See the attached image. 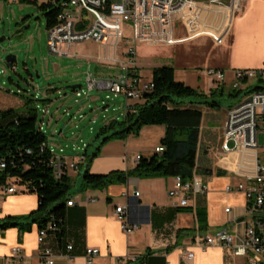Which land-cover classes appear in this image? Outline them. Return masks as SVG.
Here are the masks:
<instances>
[{"label":"crops","instance_id":"obj_1","mask_svg":"<svg viewBox=\"0 0 264 264\" xmlns=\"http://www.w3.org/2000/svg\"><path fill=\"white\" fill-rule=\"evenodd\" d=\"M175 35L178 43L174 46L139 48L162 49L163 56L166 51L175 52L177 48L195 45L194 50L188 49L190 53L187 55H198V62L184 63L177 58L173 68L176 80L185 83L184 79L178 77L184 68L205 67L206 82L196 83L197 90L208 92L217 87L207 75L208 70L225 72L228 84H233L237 70H264V0L245 1L244 11L233 18L220 41L208 35L188 40L181 24L177 25ZM229 35L230 38L225 44ZM185 57L186 54L180 59ZM102 58L111 59L110 52L101 53L95 59L98 61ZM137 68L143 82L152 81L143 80L138 60ZM99 99V94L91 95L83 100V106H77L73 110L72 122L80 120L81 125L76 129L82 131L69 140L64 129H60L58 124L53 127V120L49 121L48 125L53 128L49 145L54 148L62 143L66 145L64 148L61 146L60 150H64L61 155L65 157L67 164L85 165V153L92 155L100 145L90 150V145L84 141L86 132L89 130L94 133V126L101 119L95 109H91V114H86L85 106L88 103H96ZM124 99L123 109L115 110V114L110 118L104 115L106 126L113 121H123L130 108L142 104L126 97ZM56 112L60 114L59 110ZM227 114L223 115L221 144L216 157V170L220 171L221 175L201 178L207 183L209 193L205 197L192 196L189 206L185 209L174 207L173 203L178 202V199H170L168 196V192L175 187L176 178L147 179L132 176L125 184L111 185L102 191H82L81 169L77 172L69 168L68 176L71 178V185L75 187L70 193L69 201H73L74 206L67 208L63 237L47 234L44 241V247L53 252L56 264H87L85 256L88 249H97L100 252L93 264H138L139 260L145 257H149V264H249L246 258L237 257L229 250L219 247L204 250L198 245V241L206 235L213 236L221 230L242 236L246 225L253 222L248 213L245 195L226 191L229 186H237L247 181L249 169L254 162V155L240 157L222 152V128ZM81 116L83 118H80ZM84 123L85 127L82 128ZM165 134L164 126H148L142 129L137 138L129 137L125 141L108 142L92 160L90 173L107 175L133 171L138 165V157L149 158L155 154L156 149L161 147ZM79 143L88 146L85 152L78 149L81 148ZM19 191L12 195L0 194V220L27 216L37 209L38 197L23 193L20 188ZM136 192L140 193L139 198L134 197ZM117 207L127 209L129 222L136 225L137 230L129 234L122 230L116 215ZM228 209L230 213L226 212ZM200 210L205 212V220L198 217L197 212ZM202 224H206L205 231L199 230ZM38 238L37 227L31 232H21L18 229L1 230L0 264H42ZM67 246H73L74 250L68 252ZM15 248L21 249L20 255L14 254ZM187 249L194 254L192 261L183 258Z\"/></svg>","mask_w":264,"mask_h":264},{"label":"built area","instance_id":"obj_2","mask_svg":"<svg viewBox=\"0 0 264 264\" xmlns=\"http://www.w3.org/2000/svg\"><path fill=\"white\" fill-rule=\"evenodd\" d=\"M21 0H9L17 3ZM45 4L59 5L61 13L59 23L49 32V50L54 55L73 57L72 49L80 43H94L105 52H110L111 59L102 58L101 62L121 64L123 74L117 78L100 79L93 74L86 78V88L81 87L74 91L77 98H89L92 91H107V100L126 97L128 100L140 101L146 93H151V82H143L137 77V51L141 46L168 47L178 43L176 27L186 25L189 15L205 18L207 21H221L227 31L233 18L244 11L247 0H42ZM196 22H199V21ZM189 27V26H188ZM220 41L218 38L216 39ZM4 72H0L3 74ZM207 75L216 86L226 83V74L221 70H208ZM259 80L261 90L243 97L232 107L222 128L223 153L235 154L240 157L254 155L253 165L249 169L247 181L237 186H229L228 193H243L248 201V213L253 222L246 225L242 236L234 235L228 230H221L215 235H206L198 241L204 249L222 248L231 251L237 257L246 258L249 264H264V159L258 154L259 136L264 134V70H237L233 88L244 84L249 87L251 80ZM44 117L40 130L45 133V120L50 115L48 109L43 111ZM66 116L71 117L69 110ZM74 118V117H73ZM80 118H83L82 116ZM52 154V166L59 176L64 169L79 172L78 164H67L60 150L57 154L54 147L47 144ZM87 145L78 148L85 152ZM159 147L156 153H162ZM60 158V163L57 160ZM141 157H138V163ZM83 161V160H81ZM6 169V162L0 160V172ZM1 176V175H0ZM19 187L10 181L4 184L0 181V194H17ZM209 187L202 179L184 183L177 177L174 189L168 192L170 199H178L174 207L186 208L192 196L205 197ZM135 198L140 193L134 194ZM95 201V200H94ZM69 207L74 206L69 201ZM230 213V209L226 210ZM116 215L121 223L122 230L131 233L137 226L129 222L127 209L117 207ZM46 231L39 232L40 260L42 264H56L53 252L44 247ZM68 252L74 250L67 246ZM15 255L21 254L20 248L14 249ZM100 255L97 249L86 251L87 264H93ZM183 258L189 261L194 259L193 252L184 251Z\"/></svg>","mask_w":264,"mask_h":264},{"label":"trees","instance_id":"obj_3","mask_svg":"<svg viewBox=\"0 0 264 264\" xmlns=\"http://www.w3.org/2000/svg\"><path fill=\"white\" fill-rule=\"evenodd\" d=\"M37 4V1L34 2ZM48 30L59 23V5L42 3ZM140 77L139 75L137 76ZM230 97H245L261 90L249 86ZM151 93H146L130 108L123 121H113L101 131L103 137L95 153L87 155L86 163L80 169L83 178L82 191L105 190L111 185L125 184L132 176L138 178H181L184 183L196 179L211 178L216 170V157L221 144V123L223 120L220 99L225 89L217 86L208 92L197 90L176 80L175 69L169 66L155 68L152 73ZM33 100L24 105V115L19 110L0 111V160L6 162V169L0 172V181H10L23 193L38 197V207L27 216L7 217L0 220V231L18 229L31 232L34 227L47 234L64 235L67 208L72 188L66 167L59 176L52 166V154L47 147L48 138L40 130L41 122ZM164 126L165 137L161 141L162 153L141 157L137 167L130 172H113L107 175H93L89 167L101 148L112 140L125 141L139 137L143 128ZM119 128H122L121 130ZM185 209V208H184ZM201 220L206 219L204 211L197 212ZM206 230V224L200 229ZM149 257L138 264H149Z\"/></svg>","mask_w":264,"mask_h":264},{"label":"rangeland","instance_id":"obj_4","mask_svg":"<svg viewBox=\"0 0 264 264\" xmlns=\"http://www.w3.org/2000/svg\"><path fill=\"white\" fill-rule=\"evenodd\" d=\"M35 1L37 4L34 3ZM114 1L120 2L122 0ZM42 3V0H21L17 3L0 0V72H4L0 74V111L14 109L20 110L21 115H24L25 102L31 99L34 101L33 107L37 109L39 121L42 122L43 111L48 109L50 115L44 123L45 134L50 144L51 129H53L48 125L50 120H53V125L51 124L53 127L58 124L60 129L65 130V136L68 140L82 131L78 129L81 125L80 120L72 122V118L66 116L68 110L73 113L77 106H83V100L86 99V96L77 98L71 89L72 87L81 86L85 89L88 74H93L100 79H110L119 77L124 71L121 64L97 61L95 58L106 52L94 43L76 45L72 49L73 57L52 54L49 50V32L46 27V20L44 13L39 8ZM197 20L198 16L189 15L186 20L187 24L182 25L188 40L198 38L201 35H208L220 40V37L226 32L220 19L215 22L207 21L205 18H200L199 22H196ZM26 26L29 27L26 28ZM229 38L230 35L227 36L225 44ZM194 46L177 48L175 52L166 51L163 56L162 49L139 48L137 60L143 80H151L155 68L174 67L177 58L178 61L184 63L198 62L200 59L198 55H187L190 53L188 49L194 50L196 48ZM185 54L186 57L180 59ZM9 56L15 57L13 66L6 62ZM205 72V67H189L184 68L178 77L184 79L186 85H193L195 87H190L197 88L196 83L206 82ZM249 86L260 87V82L257 79L251 80ZM222 87L225 89V95L220 99V102L222 115L225 116L242 98L230 97V94H236L240 90L234 89L232 83H225ZM247 88L248 86L244 84L242 90ZM98 94L100 99L96 103H88L85 106L86 114H89L91 109H95L101 116L98 124L94 126L95 132L91 133L88 130L85 134L84 141L90 145V150L95 149L96 145L102 142L104 136L98 139V135L106 126L104 115L109 118L112 117L111 115L115 114V110L123 109L125 104L123 96L107 100V95L110 94L107 91H92L90 96ZM57 110L60 111V114H57ZM106 111L110 113L108 114ZM76 127L78 128L76 129ZM83 127H85V123L82 124ZM61 146L64 148L66 145L62 143L59 147L56 146L57 153L60 152ZM79 146L82 148L83 144L79 143ZM258 154L264 159L263 133H260L259 136ZM57 162L60 163V158ZM74 189L75 187L72 185L70 193ZM247 220L251 223L250 218Z\"/></svg>","mask_w":264,"mask_h":264},{"label":"water","instance_id":"obj_5","mask_svg":"<svg viewBox=\"0 0 264 264\" xmlns=\"http://www.w3.org/2000/svg\"><path fill=\"white\" fill-rule=\"evenodd\" d=\"M29 26H26V28H28ZM25 29V28H24ZM23 29V30H24ZM22 30V31H23ZM6 62L9 64V65H11V66H13L14 65V63H15V57H12V56H9V57H7V59H6ZM81 88V86H75V87H72L71 89L73 90V91H76V90H78V89H80Z\"/></svg>","mask_w":264,"mask_h":264}]
</instances>
